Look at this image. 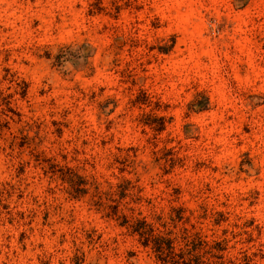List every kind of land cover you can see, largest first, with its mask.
I'll return each instance as SVG.
<instances>
[{
	"label": "rangeland",
	"instance_id": "rangeland-1",
	"mask_svg": "<svg viewBox=\"0 0 264 264\" xmlns=\"http://www.w3.org/2000/svg\"><path fill=\"white\" fill-rule=\"evenodd\" d=\"M133 222L264 264V0H0V264H164Z\"/></svg>",
	"mask_w": 264,
	"mask_h": 264
},
{
	"label": "trees",
	"instance_id": "trees-1",
	"mask_svg": "<svg viewBox=\"0 0 264 264\" xmlns=\"http://www.w3.org/2000/svg\"><path fill=\"white\" fill-rule=\"evenodd\" d=\"M141 224V223H140ZM137 222H133L129 225L133 232H137L141 238H143V244L145 246L152 244V249L156 254V257L166 264H203L204 256H208L206 261L208 264H237L232 260L218 261L212 260L213 258L221 259L223 256L215 254V245H209L207 241L202 239L198 234L187 235V230L182 232L180 240L183 241V245L179 247L178 251H175L173 245L174 241L178 238L155 236L152 234V228L147 230L144 226H141ZM221 250V248H216ZM248 261L245 259V264Z\"/></svg>",
	"mask_w": 264,
	"mask_h": 264
}]
</instances>
